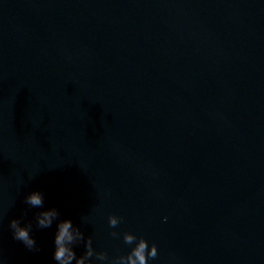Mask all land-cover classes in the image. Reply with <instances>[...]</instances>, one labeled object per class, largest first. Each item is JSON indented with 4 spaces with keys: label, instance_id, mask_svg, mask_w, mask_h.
I'll return each mask as SVG.
<instances>
[{
    "label": "water",
    "instance_id": "1",
    "mask_svg": "<svg viewBox=\"0 0 264 264\" xmlns=\"http://www.w3.org/2000/svg\"><path fill=\"white\" fill-rule=\"evenodd\" d=\"M37 190L109 257L264 264V0H0V264H57Z\"/></svg>",
    "mask_w": 264,
    "mask_h": 264
},
{
    "label": "clouds",
    "instance_id": "2",
    "mask_svg": "<svg viewBox=\"0 0 264 264\" xmlns=\"http://www.w3.org/2000/svg\"><path fill=\"white\" fill-rule=\"evenodd\" d=\"M25 203L32 208L43 209L36 212V226L40 229H47L56 221V231L53 237L54 251L53 259L57 264H93V257L101 264H148L150 259H156L158 250L155 243L149 246V243L143 237H137L131 232L122 234L123 242L132 246L127 254H119L109 257L106 251H96L93 248L91 236H85L80 227L73 224L71 219H59L60 212L57 208L51 207L44 209L43 194L40 191H32L25 197ZM27 215V212L24 213ZM167 218H165L166 220ZM121 218L116 215L108 217L110 228H116ZM12 230L13 239L23 243L28 250H36L37 245L34 237L31 235L32 223H21V218H13L9 222ZM113 238H119L120 233L113 231L110 233ZM83 244L84 251L77 255L74 246Z\"/></svg>",
    "mask_w": 264,
    "mask_h": 264
}]
</instances>
